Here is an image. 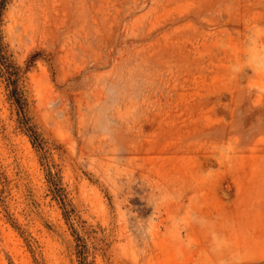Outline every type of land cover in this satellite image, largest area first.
I'll return each instance as SVG.
<instances>
[{
	"label": "rangeland",
	"instance_id": "obj_1",
	"mask_svg": "<svg viewBox=\"0 0 264 264\" xmlns=\"http://www.w3.org/2000/svg\"><path fill=\"white\" fill-rule=\"evenodd\" d=\"M0 28V264H264V0H5Z\"/></svg>",
	"mask_w": 264,
	"mask_h": 264
},
{
	"label": "trees",
	"instance_id": "obj_2",
	"mask_svg": "<svg viewBox=\"0 0 264 264\" xmlns=\"http://www.w3.org/2000/svg\"><path fill=\"white\" fill-rule=\"evenodd\" d=\"M5 0H0V11L3 8ZM19 68L11 63L9 58L4 52V46L2 44V32L0 28V74L3 77L12 99L17 104V107L21 109L22 103L18 96L17 81L14 75H17ZM26 128L32 139H37L36 132L29 126L28 122L26 123Z\"/></svg>",
	"mask_w": 264,
	"mask_h": 264
}]
</instances>
